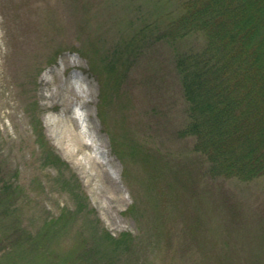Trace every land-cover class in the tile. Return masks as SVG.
<instances>
[{"label": "rangeland", "instance_id": "rangeland-1", "mask_svg": "<svg viewBox=\"0 0 264 264\" xmlns=\"http://www.w3.org/2000/svg\"><path fill=\"white\" fill-rule=\"evenodd\" d=\"M186 1L0 0V264H264V176L183 133Z\"/></svg>", "mask_w": 264, "mask_h": 264}, {"label": "trees", "instance_id": "trees-1", "mask_svg": "<svg viewBox=\"0 0 264 264\" xmlns=\"http://www.w3.org/2000/svg\"><path fill=\"white\" fill-rule=\"evenodd\" d=\"M176 26L204 39L177 57L183 133L211 174L264 176V0H188Z\"/></svg>", "mask_w": 264, "mask_h": 264}, {"label": "bare ground", "instance_id": "bare-ground-1", "mask_svg": "<svg viewBox=\"0 0 264 264\" xmlns=\"http://www.w3.org/2000/svg\"><path fill=\"white\" fill-rule=\"evenodd\" d=\"M65 102H67V100ZM64 138L68 143H70L73 146V151H75V152L80 151L82 145L78 141L77 137L71 132V130L69 128H66ZM89 163H90V160H89ZM90 167L92 169H95V168L97 169V166H96V164H94V162L90 163ZM92 177H103V175H100L97 172H95L94 175H92Z\"/></svg>", "mask_w": 264, "mask_h": 264}]
</instances>
